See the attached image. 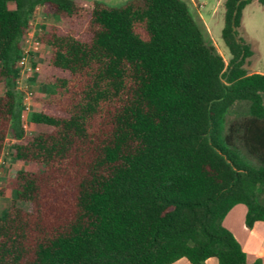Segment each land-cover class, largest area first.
Wrapping results in <instances>:
<instances>
[{
  "label": "trees",
  "instance_id": "trees-1",
  "mask_svg": "<svg viewBox=\"0 0 264 264\" xmlns=\"http://www.w3.org/2000/svg\"><path fill=\"white\" fill-rule=\"evenodd\" d=\"M250 2L223 1L225 62L183 0H0V154L9 135L12 160L42 165L14 176L0 264H259L222 225L238 203L247 227L264 221ZM39 7L57 22L40 34L51 92L27 121L50 130L25 137L17 61Z\"/></svg>",
  "mask_w": 264,
  "mask_h": 264
},
{
  "label": "rangeland",
  "instance_id": "rangeland-1",
  "mask_svg": "<svg viewBox=\"0 0 264 264\" xmlns=\"http://www.w3.org/2000/svg\"><path fill=\"white\" fill-rule=\"evenodd\" d=\"M188 4L190 13L194 20L198 22L204 30V35L214 45L217 52L222 55L225 62L228 61L230 54L221 38V29L223 26V1L224 0H183ZM34 22L36 37L40 40L41 30L46 24H57V22L48 20L42 14V11L36 15ZM240 35L250 45L252 55L246 60L244 67L247 72H259L264 74V5L258 0H251L243 11L241 18ZM48 52L46 46L41 45L38 54L35 55V63L38 65L36 78L33 82H25L29 89L32 90V98L30 99V111H39L43 101L48 97L50 88L41 82L40 76L43 73V56ZM3 87L0 85V94ZM24 136L27 137L34 132L50 130L47 126H36L28 121H24ZM13 140L7 135L3 141L0 154V211L8 207L15 199L13 190V179L18 170L38 171L42 169V165L25 162L20 160H12ZM17 205L29 210L30 204L27 202L17 201Z\"/></svg>",
  "mask_w": 264,
  "mask_h": 264
},
{
  "label": "crops",
  "instance_id": "crops-1",
  "mask_svg": "<svg viewBox=\"0 0 264 264\" xmlns=\"http://www.w3.org/2000/svg\"><path fill=\"white\" fill-rule=\"evenodd\" d=\"M105 3L111 6H119L128 0H93ZM42 11L39 7L34 15V20L37 19L36 15ZM48 20L51 18L42 13ZM53 19V18H52ZM51 21H54L51 20ZM246 206L242 203L233 205L222 219V225L228 229L235 239L240 244L242 250L246 254V260L249 263L259 261V264H264V221L257 220L251 227L245 224ZM171 264H190L184 257L176 260ZM205 264H218L215 257H209L205 260Z\"/></svg>",
  "mask_w": 264,
  "mask_h": 264
},
{
  "label": "built area",
  "instance_id": "built-area-1",
  "mask_svg": "<svg viewBox=\"0 0 264 264\" xmlns=\"http://www.w3.org/2000/svg\"><path fill=\"white\" fill-rule=\"evenodd\" d=\"M34 18L30 21V25L23 40L22 54L17 61V67L19 69V75L16 79L15 89L22 95V110H21V122L24 128V121H27V115L30 111V99L32 98V90L26 85H23L24 81L29 82L31 77H36L38 65L35 63V55L40 50V40L36 37V30L34 28ZM34 63V64H33Z\"/></svg>",
  "mask_w": 264,
  "mask_h": 264
}]
</instances>
